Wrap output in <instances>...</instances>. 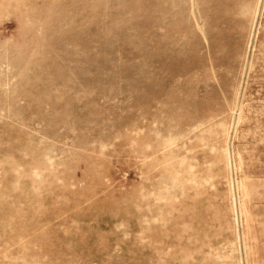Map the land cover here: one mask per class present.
Returning a JSON list of instances; mask_svg holds the SVG:
<instances>
[{
    "label": "rangeland",
    "instance_id": "374dc122",
    "mask_svg": "<svg viewBox=\"0 0 264 264\" xmlns=\"http://www.w3.org/2000/svg\"><path fill=\"white\" fill-rule=\"evenodd\" d=\"M0 264H264V0H0Z\"/></svg>",
    "mask_w": 264,
    "mask_h": 264
}]
</instances>
